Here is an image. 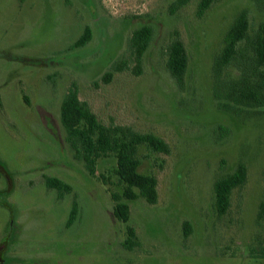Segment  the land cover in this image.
Here are the masks:
<instances>
[{
    "label": "rangeland",
    "instance_id": "rangeland-1",
    "mask_svg": "<svg viewBox=\"0 0 264 264\" xmlns=\"http://www.w3.org/2000/svg\"><path fill=\"white\" fill-rule=\"evenodd\" d=\"M178 1L0 0V264H264V108L225 99L234 62L213 71L238 13L250 35L264 27V0ZM144 25L153 34L141 73L99 82L114 63L133 67L129 39ZM85 26L91 41L67 52ZM176 39L188 57L180 82L166 66ZM70 91L106 127L167 143L168 155L145 145L136 154L137 171L156 180L154 204L122 196L114 154L100 156L93 176L74 159L59 116ZM238 165L245 182L218 215L213 185ZM45 176L72 191L48 188ZM113 195L129 207L125 220Z\"/></svg>",
    "mask_w": 264,
    "mask_h": 264
},
{
    "label": "trees",
    "instance_id": "trees-1",
    "mask_svg": "<svg viewBox=\"0 0 264 264\" xmlns=\"http://www.w3.org/2000/svg\"><path fill=\"white\" fill-rule=\"evenodd\" d=\"M212 0H202L201 7L205 8ZM184 0L177 2V7L184 5ZM152 29L144 25L135 29L129 39V52L134 63L130 69L127 63H114L100 77L99 82L108 84L115 73L129 71L132 75L141 73V62L149 48L152 39ZM92 39V31L85 26L80 36L67 48V52L84 48ZM243 44L244 47H240ZM166 66L179 82L182 80L188 57L183 43L176 39L167 47ZM235 63L238 75L227 86L225 99L232 103L248 108H264V27L254 35L249 34V23L246 12L238 13L228 27L223 47L213 63V71L217 77L222 70ZM97 85V83L95 82ZM228 106H226L227 108ZM229 108V107H228ZM60 123L65 132L66 142L73 152V157L81 162L86 172L93 176L97 160L102 155L114 154L117 163L115 173L127 187L122 196L130 201L141 196L146 202L154 204L157 200L156 180L152 176L140 174L137 171L139 160L136 154L139 146L145 145L151 151L168 155L170 148L161 138L151 134H138L122 126L106 127L101 124L86 103L78 98L76 91L68 92L62 99L59 109ZM246 179L244 165H238L236 170L213 185L214 201L218 215H224L230 203L232 189L241 186ZM45 185L60 193L68 194L72 187L55 178L44 177ZM137 190V193L133 191ZM116 202L115 216L125 220L129 207L122 203V197L113 195ZM78 213L76 203L72 204L66 226L72 225ZM184 235L188 236V223L183 225ZM128 239L125 248L132 249L134 230L127 228Z\"/></svg>",
    "mask_w": 264,
    "mask_h": 264
},
{
    "label": "crops",
    "instance_id": "crops-1",
    "mask_svg": "<svg viewBox=\"0 0 264 264\" xmlns=\"http://www.w3.org/2000/svg\"><path fill=\"white\" fill-rule=\"evenodd\" d=\"M27 0H19V3H25Z\"/></svg>",
    "mask_w": 264,
    "mask_h": 264
}]
</instances>
